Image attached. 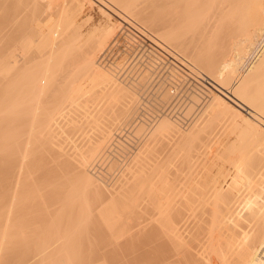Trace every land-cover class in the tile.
Instances as JSON below:
<instances>
[{
    "label": "bare ground",
    "instance_id": "obj_1",
    "mask_svg": "<svg viewBox=\"0 0 264 264\" xmlns=\"http://www.w3.org/2000/svg\"><path fill=\"white\" fill-rule=\"evenodd\" d=\"M19 1L22 3V0ZM37 1L38 0H32L34 4L37 3ZM60 1L63 2V5L59 8V16L56 15L59 18L58 20L56 19V23L50 27L51 30L48 28V31H50V33L59 32L63 38V44L59 43L57 47H47L46 45L49 43H47V34L49 33L47 32L45 35L44 32L35 28H33L32 33L30 32L31 28H29L30 31L23 37L24 45L21 47L23 54L31 50H38L39 53H42L40 55L41 58H43H40L42 61L40 59V62L37 60L39 56L35 57V62H39L38 65L33 64L34 66H29L26 54L24 55L25 60L23 64H20L16 56L17 48L15 46L9 45L7 49H5V47L8 44L4 43L5 45L0 46L5 50L1 48V53L4 52L0 54V76L2 79H5L3 83L9 81L8 84H2L0 81L2 85H0V87H2V89H0V264H94L97 259L86 260L89 255L88 253L87 256H85L86 261L81 259V262L78 261L81 257L75 259V256L77 253L82 252V250L80 252H78L79 250L74 252L76 249L74 248L73 251V249L70 248V251H73L70 252L68 249L70 245L69 240L72 239L71 241H73L74 236H78L79 234H73L78 229H75V227L74 230L73 227H71V220H69L71 225L68 226L70 223L67 221V218L71 216L69 214L72 209L74 212L76 206L80 207V205H75L73 208H69V210L66 207L69 205L72 206L73 203L76 204L78 201L81 202V200L85 202L86 207L92 206V209L95 208L97 202L100 203L99 206L97 205L98 208H96L99 211L96 210L98 212L97 216L102 217L101 224L104 222V225L107 224L106 226L108 229L104 227L107 229V232H113L114 230L115 233L117 225L119 226L124 222L122 227H118V233L116 232V234H120V236L115 234V238H120V241H122V235L125 233L128 238L129 235L130 238L132 237L129 233L132 232V230L128 231L130 228L127 230L129 235L126 232L125 227L127 225L125 226V217L129 216L131 210L134 212V207L142 206V203L153 200L155 203V210H139L140 220L137 222V225L142 222L143 224L141 225H144L142 226L143 230L145 228L147 230H145L146 234L150 236L151 232V234L155 235L154 239L158 243V250L162 253V257H160L161 259H159L158 264H264V42L259 49L257 48V44H259L258 39L263 38L264 41V0ZM28 2H31V0ZM12 3L16 4V0H0V6L5 8L9 7V9H11V6L14 5ZM58 4L60 5V3ZM87 4H94L96 11L101 12L104 19L93 27L91 25L92 28L85 29V25L96 17V15H90L83 23H78L77 16L85 11ZM5 8L0 10L2 11L0 13H3L4 10L6 11ZM12 9L7 10L5 13L7 14L11 11L10 13L12 14L9 15L11 18L12 15L14 17L16 14L13 13L15 5L14 9ZM1 15L2 14H0V17L4 16ZM114 15L118 16L119 19L115 20L114 17L116 16ZM2 18H4L5 21L8 20L5 17ZM48 18H50V16ZM12 19H10V21H12ZM1 20L0 26H3V20ZM13 22L14 21H12V23ZM142 22L147 24V26ZM9 23V20L8 24L4 22L7 27ZM12 23H10V25ZM14 24H12V26ZM124 24H128L137 29L145 36H149V38L151 37L150 39L157 46L170 52V55L187 67V70L193 69L190 72H194L195 70L201 78L206 80V83L211 89L217 91V93L211 97L209 104L205 107L206 109L202 114H207V112L217 114L223 118L227 132H230L228 129H232L235 131L233 132L235 134L236 129L242 128L241 130L243 132L247 131L244 134L248 135L250 133L253 139L250 138V140L245 141L247 137L245 135L246 137H243L244 141L213 140L214 138L217 140V135V138L214 137L211 139L212 141H210V139L209 141H202V138L201 141H198V136L199 138L202 137L200 133L203 129L206 131L208 128V126H206L207 116L202 119L203 115H199L202 120L197 118L198 120H195L196 123L193 124L194 119L189 118V111V114L185 112L188 114V117L185 114L186 118H181L182 116H180V119L177 120L176 118H179L178 114H176L177 117L175 119L172 115L169 117V113L174 114L171 107H169V113L167 112V116H165L163 113L166 112L165 108L170 104V100L168 102L169 104L166 103L167 105L165 108H160V110L162 109L164 112L154 111V113L151 114L152 112L150 113V110H153V106L151 109L149 108V112L145 110L150 115H145L146 113L142 112L143 115L149 119V124L153 122L152 125L150 124L152 127L144 134L145 137H142L144 138L142 141L131 142L130 139H125L129 143L127 144L126 142L127 145L124 143L125 141H120L121 144L124 143L126 147L130 149L132 155L130 154L128 158L122 159L121 157L125 154L123 155L122 152H119L121 153V157L115 154L113 144L116 145L115 140L117 135H119L118 128H120L119 130L121 131L123 125L137 120L140 115H136L134 112L136 111L137 113V110L140 108L138 106L143 103L144 99L142 98H146L149 92H145L146 96H144L143 92L140 93L142 86L144 87L143 90L147 87V79L143 74L142 78L140 76L139 80L135 81L137 78L136 75L134 77L135 80L130 83L132 84L131 86H125L123 83L124 81L121 80L123 81L121 82L119 80L121 77L118 78L117 73L115 74V71H119L116 69L117 67L115 71L109 68L110 71H113L114 74H112L110 71H107V69L104 70L105 68L103 69L100 67L99 64H97L98 60L95 61L97 52L106 48V44L115 34L117 28L123 27ZM5 25L3 28L0 27V30L3 31L6 27ZM223 27L233 34L232 36L229 35V37H227L228 34L224 36L229 38V42H225L226 38H221V40L217 41L219 39L216 38L218 29L222 30ZM238 30H240V32H238ZM236 32H238V34L241 33V36H237ZM221 34L222 33H220V35ZM35 35L39 36L37 39L39 41H36L34 38ZM49 39L52 41V38ZM172 45L175 49L171 47ZM225 48H228L229 51L225 50ZM45 49H47V51H43ZM142 54L143 53L140 55ZM252 55L255 56L253 60L249 61L248 56L252 57ZM155 56H157V54ZM52 57H54V59H52ZM56 58L58 61L55 62ZM143 59H145V57ZM32 60L31 62L34 61ZM31 62L30 64L32 65ZM153 62H151V64ZM139 66L137 65V67ZM200 66L203 69H201ZM137 67L135 66V68ZM82 70L85 74L80 76L79 71L82 72ZM138 73L140 74V72ZM147 73L148 71L145 75H147ZM126 74H123L124 78ZM173 74L174 73H172V75ZM120 75L122 74L119 72V76ZM127 77H129V75ZM86 79H88L91 84L95 85L101 82L112 81V83L108 85V94L115 95L118 91L126 88L129 90V97L116 103H114L115 100H113L111 96L96 100V98L89 93V89L84 85ZM255 84L256 86H254ZM132 86L137 87L138 90ZM153 86H155L154 83ZM161 89L164 88L162 87ZM203 90L205 91V89ZM48 91L52 93V96L58 94L57 96L59 97L60 95L61 97L59 104L56 107L54 106L55 108L51 105L53 109H50L51 111H48L47 108L45 109L46 106L44 105L47 104L45 102L47 100L44 98ZM168 91L170 92V90ZM195 91L197 90L195 89ZM157 94H159V92ZM164 94H167V91ZM57 96L54 95V98ZM47 98L49 97L47 96ZM91 100H95V103L89 106ZM198 100H202V98ZM47 102L48 105L49 103H53H51V101ZM197 103L200 105L201 102L199 101ZM161 104L163 105L160 101V105ZM156 105H158V103ZM160 105L158 106L162 107V105ZM203 106L204 105L201 107ZM154 110H156V108ZM191 112L193 113V111ZM78 113L81 115L79 116ZM77 115L79 120L82 116H85L87 124L88 121H90L94 129L95 127L99 129L94 131L97 133H92V138H89V141L82 139V142H79V131L75 132V128L79 124L84 125L86 121L82 118L83 123H81L82 120H80L79 123ZM185 115L183 116L185 117ZM58 117L61 118L59 119ZM141 124L144 125L145 123ZM141 124L139 126L140 128ZM191 124L193 125L191 126ZM145 125L147 126V124ZM167 125H176L185 128L186 130H184V132H189L190 141H157L156 133ZM189 126H191V128L187 130ZM133 127H135V124ZM143 127L142 129H146L145 126ZM78 128L80 130L83 127L78 126L77 129ZM140 128L138 129L140 130ZM58 129L60 132L62 131L65 133V140L67 143L63 144L59 139H55L59 137L61 140V136L58 135L57 137V134H55ZM86 129H90V126L83 129L85 131L81 130L88 134L89 131L86 132ZM132 129L130 128L131 131ZM83 132L81 134H83ZM140 132V134L136 132L135 135L140 137L139 135L142 134L143 130H140ZM243 132L240 133V135H243ZM233 133L231 134L233 135ZM73 134L78 141H76V139L75 141L74 139L71 140L75 137L72 136ZM94 134H97L99 138L94 139ZM88 135H84L83 137H87ZM122 135L123 133L120 136L122 137ZM128 135L129 133L127 136ZM132 135H134V133ZM228 136L230 135L228 134ZM128 137L131 138L133 136ZM206 137H204V139H206ZM249 137L247 138L249 139ZM118 143L117 145H119ZM45 145L46 147L50 145L56 148L57 153L55 151V154H57L60 161L59 163L61 164L63 173L61 174L64 176L63 179H65V177H70L71 180L68 182H66L68 178L67 180L65 179V181L60 178L58 180V178L55 179L56 176L52 177L53 180L55 179L54 182H50L51 178L49 180L46 179L47 175L51 176L56 170L55 167V169H53V166L56 165L52 163V166V164L48 162L46 166L49 167L51 164L53 169L52 173L50 168H48V171L50 170L48 174L40 172L41 170L39 171L38 166H36V172L39 171L40 174H44H39L38 176H40V178L38 179L43 181L44 179H41V176H43V178L46 176V181H43L44 183L40 181L41 184L44 185L43 188H40L41 185H38V183L35 185V178H33L34 181L30 187L27 183L30 182L29 180L32 178V174H34L33 172L35 171L31 172L35 167V156L40 148H45ZM116 150L118 151V149ZM124 151L129 153L127 150ZM102 157H104L103 163L105 162L104 159L109 158L110 163H112L110 164V168L111 165H114V168L117 166L121 167V170L125 167L124 169L127 172L125 175H120L121 177L112 184L111 188H107L108 186L106 187L103 181L99 180L91 173V169L98 166V161L102 159ZM52 158H50L51 161L56 159ZM109 160H107V162H109ZM56 162L58 161L56 160ZM40 163L43 162H39L38 165ZM46 163L47 161L45 164ZM40 166L43 168V165ZM46 166L44 165L45 168ZM45 168H43V170ZM97 168L98 167H96V169ZM61 169L59 170L60 172ZM113 170L114 169H112V171ZM48 171L46 169V172ZM100 172H97V174L99 175ZM121 172H123V170ZM121 172L119 171L118 173ZM115 173H117V171ZM58 174L60 173L58 172ZM122 176L124 177L123 179ZM112 178L113 177H111V180L113 181L117 179L115 177V180ZM119 179L121 181H119ZM47 180L50 183L47 182ZM36 182L38 181L36 180ZM46 182L48 183L51 196L55 199L59 197L58 200L52 201V204L50 199H54L51 197L50 199L46 198L47 201L50 202L48 205L46 204L47 201L46 203L44 201V196H46L47 192L45 193V191L41 190L48 189L47 185H45ZM109 182L111 181L109 180ZM37 190L44 192L45 195L42 196L40 193L39 195L35 194L36 196L33 195ZM91 193L98 197V200L95 197L97 201L94 203L95 206L92 204L90 205V201L95 200V198H90ZM48 195L50 194L48 193ZM56 206L59 207L56 209L60 210H58V215H64L60 214L63 208L69 211V214L67 213L68 217L66 218L64 216L68 224L65 220L62 222H65L68 228L71 227L74 232L68 234L66 228H63V230L60 229L62 232H59L58 227L60 225L62 227L63 223L60 224L55 231L54 224L52 225L49 221L54 231L52 228V231L47 230L48 227L50 228L52 226H47L46 224L49 223H47L45 219L50 218L47 216L52 215V213H49V215L48 212H52L51 208ZM79 207L77 208V213L80 212L79 209L81 207V209H83V206ZM126 208H131L128 209V212L126 211L128 216L125 215L126 212L124 213ZM56 209L53 210V213L57 212ZM85 210L89 211L86 215L83 213ZM91 211L86 208L81 211V214L85 217L87 214L88 216L90 215L89 217L87 216L89 218L88 221H93L95 218H90L95 211L93 209L94 213L90 214ZM136 212L138 214V210H136ZM77 213L74 212L76 216L73 214L76 217V219H74L75 222H77L76 224L80 227L86 225V229H88V223H83L85 224L83 225L81 222L83 218L80 217L81 219H78L80 213L78 215ZM53 216L57 217L55 214L52 215V217ZM74 216H72V219ZM133 216L131 215L132 218L130 219L135 218L136 213L135 216ZM50 219L51 222L55 221H53L54 218ZM57 219L59 218L57 217ZM61 219L60 217V220ZM97 219L100 221L99 217ZM127 219L128 222L130 219L129 217ZM136 219L138 220V217ZM42 220H44V222L46 221V224L42 222ZM76 220H80L81 223H78ZM84 220L86 219L84 218L83 221ZM56 222L57 221L54 222L55 225L57 223L59 224V222ZM74 223L73 225L75 226ZM130 223L129 221V224ZM66 224H64V226ZM89 224L91 225V223ZM101 224L98 227L101 228ZM129 224L127 227H129ZM42 225L45 227L47 226V228H44ZM141 225L138 226L141 227ZM132 226V228H135L134 225ZM81 229L85 230L84 227H81ZM81 229L79 228L80 231ZM64 232L66 234H61ZM85 232L87 231L85 230ZM110 232L109 237L114 234H110ZM67 234L69 236L71 235L70 237L73 238H68ZM142 234L145 235L144 233ZM66 236L67 240L69 239L68 241L65 240ZM152 236L153 235L150 237ZM78 237H80V235ZM81 238L82 240L79 239L80 243L83 241V236ZM106 238L108 237H105V239ZM145 238L148 239L146 235ZM109 239L111 242L114 241V243L119 241L117 239L113 241L111 238ZM63 240H65V244H63ZM120 241L116 243V246H118ZM153 241L151 240L150 242ZM74 242H76V240H74L71 245H74ZM89 242H92V240ZM67 243L69 245L64 246ZM80 243L79 246H81ZM88 245L89 244H87V246ZM120 245L118 246L119 249L122 248ZM111 246L110 247L113 248V245ZM83 247L84 246H82V249ZM105 247L106 246H104V248ZM83 250L85 251V249ZM110 251H112V249ZM72 253H76V255L73 256ZM82 253L80 254L82 255ZM120 253L121 252H119V254ZM70 254L76 261L70 257ZM94 254L96 253H93V255ZM102 254L105 255L104 253ZM94 257L95 256H93V258ZM99 264L105 263L101 262Z\"/></svg>",
    "mask_w": 264,
    "mask_h": 264
},
{
    "label": "rangeland",
    "instance_id": "obj_2",
    "mask_svg": "<svg viewBox=\"0 0 264 264\" xmlns=\"http://www.w3.org/2000/svg\"><path fill=\"white\" fill-rule=\"evenodd\" d=\"M26 1V0H25ZM25 1H23L22 0V3L19 1V0H16V4H14V3H12V4H14L15 5V10H14V17H13V15H12V18L9 16L10 14H12V13H10V12H8L7 14H5L6 12H7V10H11L12 8L14 9V5L13 6H11L12 8L11 9H9V7H1L0 6V8H2V9H0V10H3V8H5L6 9V11L4 10L3 11V13H0V14H2V15H4V16H2V17H5L6 19H8L9 20V22L10 23H12V21H14L15 22V24H14V22L12 23V24H14L13 26H12V24L10 25V23H9V28L4 24V22H6L7 24H8V20H4V18H2V17H0L1 19V21L3 22L2 24H3V26H0L1 28H3L4 27V25L7 27H5L4 29H3V31L2 30H0L1 32H0V46L1 45H5V44H8V45H6V47H5V49H7V47L10 45V46H15L16 48H17V50H16V56H17V59H18V63H22L23 64V62H24V60H25V58H24V55L26 54L27 56H26V58H27V60H28V65L29 66H34L33 64H37L38 65V63L40 62V60L41 59H43V58H41V54L42 53H39V51L38 50H31L30 52H28V53H25V54H23V51H22V46L24 45V43H23V37L30 31L31 33H32V30H33V28H35V29H39L40 31H42V32H44V34L46 35L47 34V32L49 33V34H47L48 35V39H47V43H45V44H47L46 46L47 47H49V46H55V47H57V45L59 44V43H62L63 44V38H62V36L59 34V32H56V33H50V31H48L49 29H50V27L54 24V23H56L55 22V20L57 19L58 20V18L59 17H57L56 15H58L59 16V8H61L62 7V5H63V2L62 1H60V0H38L37 1V3H35L34 4V2H32V0H31V2H28V1H30V0H27L26 1V3H25ZM20 2V3H19ZM58 3H60V5L58 4ZM22 5V6H21ZM22 7V8H21ZM25 9H24V8ZM8 8V9H7ZM12 9V10H13ZM22 10V11H21ZM58 11V12H57ZM0 12H2V11H0ZM55 12V13H54ZM51 15H50V14ZM94 16V15H96V17H95V19H92L90 22H88V24L87 25H85L86 27H85V29L86 28H92L94 25H96V24H98L99 22H102V20L104 19V16H103V14L101 13V12H99V11H96V9H95V5L94 4H87V8L85 9V11L83 12V13H81V14H79L78 16H77V20H78V23H83L84 21H85V19L87 18V17H89V16ZM7 16H9V17H7ZM50 16V18H48ZM114 16H116V15H114ZM52 17H56L55 19L54 18H52ZM10 19H12V21H10ZM114 19L116 20V19H119L118 18V16H116V17H114ZM56 20V21H57ZM95 20V21H94ZM94 22H96V23H94ZM143 23V22H142ZM46 26H45V25ZM48 24V25H47ZM145 26H147V24H145V23H143ZM203 24V23H202ZM0 25H1V22H0ZM89 25H90V27H89ZM91 25H92V27H91ZM55 26V25H54ZM125 26V27H124ZM126 26H128V27H126ZM203 26V25H202ZM29 28H31L30 30H29ZM49 28V29H48ZM53 28V27H52ZM55 29H56V27H55ZM54 29V30H55ZM235 29V28H234ZM51 30V29H50ZM133 30V31H132ZM52 31H53V29H52ZM221 31V32H220ZM229 30L227 29H225V27H223L222 28V30L221 29H218V33H217V37L216 38H219L217 41H219V40H221V38L222 39H224V38H226L225 39V42H227L228 41V39L229 38H227V37H229V35H233L232 34V32L230 31V32H228ZM54 32V31H53ZM222 33L221 35H220V33ZM238 32H240V30H238ZM238 32H236V35L238 36V35H240L241 36V33H239L238 34ZM51 34V35H50ZM133 34V35H132ZM228 34V36L227 37H224L225 35H227ZM235 34V33H234ZM49 35H50V37H49ZM53 35H54V37H53ZM132 36V37H131ZM239 36V37H240ZM134 37V38H133ZM34 38L36 39V41H39V40H37L38 38H39V36H37V35H35L34 36ZM49 38H52L51 40L52 41H50V39ZM145 38V39H144ZM149 38V36H145L144 34H142V33H140L137 29H135V28H133V27H131V26H129L128 24H124L123 25V27L121 26L120 28H117V30H116V32H115V34L110 38V40L108 41V43L106 44V48H104L103 50H100V51H98L97 52V54H96V56H95V61H97V64H99V66L100 67H102L104 70H106L107 69V71H110L111 69L112 70H116V69H118L119 71L117 72V71H115V74L117 73V76H118V78L119 77H121V79L119 78V80L121 81V80H123V81H121V82H123L124 83V85L125 86H131L132 84H130L131 83V81H134L135 80V76L137 77L136 78V80L135 81H137V80H139V78H140V76H141V78H142V76L144 75V77L147 79L146 80V89L145 90H143V86L141 87L142 89H140V93L141 92H143V94H144V96H146L145 94L147 93V96H146V98L144 97V98H142V99H144L143 100V103H141V105H137L138 107H140L139 108V110H137V113H136V111L134 112L136 115H142L141 117L139 116L138 118H137V120L139 121H133V122H129V123H127V124H125V125H123V128H122V126H121V131L119 130L120 128H118V131H119V135H117V138H116V145H114L113 144V147H114V149H115V154H117V155H119L120 157H121V153H119V152H122L123 153V155L124 156H122L121 158L122 159H126V158H128L129 156H130V154L132 155V152L130 153V149L128 148V147H126V145L127 144H129L128 143V141L127 140H125V139H130V141L132 142V141H142L144 138H142V137H145V135L144 134H146V132L147 131H149V129H150V127H152L151 125L153 124V122L151 123L150 122V124H149V119L148 118H146V116L145 115H148L149 113V108L151 109L152 108V106L154 107L153 108V110L151 109L150 110V113L151 114H153L154 113V111L155 112H161V111H163L162 109L163 108H165V106L167 105V104H169L168 102L170 101V104L168 105V107L166 106V112H164L163 114L165 115V116H167V112L169 113V107H171L172 109H173V111H174V114H170L169 113V117L172 115V117L175 119L176 117H177V115L176 114H178V117L179 118H176L177 120H179L180 119V116H182L181 118H186V115H187V117H188V111L190 112V119H194L193 120V124H195L196 123V121L195 120H198V119H200V120H202L204 117H206L207 116V124H206V126H208V128H207V130L206 131H204V129H203V131L200 133V136H202V137H200L199 138V136H198V141L200 140L201 141V138H202V141H209V139H210V141H212L211 139L212 138H214V137H216L217 138V135H218V138H217V140L214 138L213 140H215V141H244V138L243 137H249L250 136V133L248 134V135H246V134H244V133H246L247 131H245V132H243L241 129H236V133L234 134L233 132H235L234 130H229L228 129V131H230V132H227V129H225V125H224V120H223V118L221 117V116H219V115H217V114H212V112H207V114H202L203 113V111L206 109L205 107L209 104V101H210V99H211V97L213 96V95H215L216 93H217V91L215 90V89H211V87L206 83V80H204L203 78H201L199 75H198V73L194 70V72H190V71H192V70H190V69H188L187 70V67H185L183 64H181L179 61H177L176 59H174L171 55H170V52H168V51H166V50H163L162 48H160L159 46H157L150 38ZM62 42H61V41ZM138 40V41H137ZM151 40V41H150ZM259 40V44H257V48L259 49L260 48V46H262V44H263V38H259L258 39ZM149 41V42H148ZM151 42V43H150ZM229 42V41H228ZM5 43V44H4ZM143 43V44H142ZM152 44V45H150V44ZM261 44V45H260ZM86 45V44H85ZM148 45V46H147ZM150 45V46H149ZM86 47V46H85ZM152 49H150V48ZM155 47V48H154ZM171 47H173L174 49H175V47L172 45ZM2 47H0V54H2L5 50H4V48H2L4 51L1 53V51H2V49H1ZM9 48V47H8ZM146 48V49H145ZM157 49V50H156ZM231 49V48H230ZM151 50V51H150ZM225 50H228L229 51V49L228 48H225ZM43 51H47V49H45V50H43ZM104 51V52H103ZM154 53H153V52ZM159 51V52H158ZM160 51H161V53H160ZM146 52V53H145ZM152 52V53H151ZM137 53V54H136ZM141 53H143L142 55H140ZM148 53V54H147ZM163 53V54H162ZM36 54V55H35ZM145 54H147V55H145ZM157 54V56H155V55ZM151 57H150V56ZM166 55V56H165ZM38 57L39 56V58H37V60H39L40 58V60H39V62L37 63V62H35V57ZM45 56H47V55H45ZM135 56V57H134ZM141 56V57H140ZM143 56V57H142ZM254 56L255 55H252V57H249L248 56V60L249 61H251V60H253V58H254ZM44 57V56H43ZM131 57V58H130ZM138 57V58H137ZM145 57V59H143ZM160 57V58H159ZM136 58V59H135ZM148 58H149V60H148ZM153 58V59H152ZM159 58V59H158ZM162 58V59H161ZM164 58V59H163ZM34 61H33V60ZM52 59H54V57H52ZM133 59V60H132ZM158 59V60H157ZM166 59V60H165ZM31 60L34 62H31ZM36 60V61H37ZM125 60V61H124ZM138 60V61H137ZM142 60H144V61H142ZM156 60V61H155ZM42 61V60H41ZM56 61H58V59L56 58L55 59V62ZM154 61V62H153ZM159 61V62H158ZM165 61V62H164ZM174 61V62H173ZM248 61V62H249ZM30 62L32 63V65L30 64ZM124 62V63H123ZM133 62V63H132ZM151 62H153L154 63V65H153V63L151 64ZM58 63V62H57ZM130 63V64H129ZM138 63H141V64H138ZM146 63H147V65H146ZM162 63V64H161ZM177 63V64H176ZM134 64V65H133ZM131 65V66H130ZM137 65L139 66V67H137ZM144 65V66H143ZM150 65H152V66H150ZM158 65H160V66H158ZM170 65V66H169ZM135 66L137 67V68H135ZM147 66V67H146ZM148 66H150V67H148ZM182 68H181V67ZM198 66V65H197ZM38 67V66H37ZM114 67V68H113ZM117 67V68H116ZM132 69H131V68ZM144 67V68H143ZM199 67V66H198ZM109 68H110V70H109ZM116 68V69H115ZM152 68V69H151ZM189 68V67H188ZM200 68H201V66H200ZM143 69V70H142ZM155 69V70H154ZM184 69V70H183ZM201 69H203V68H201ZM124 70V71H123ZM130 70V71H129ZM135 70V71H134ZM128 71V72H127ZM134 71V72H133ZM148 71V73H147V75H145V73ZM157 71H159V72H156ZM164 71V72H163ZM170 71H172V72H170ZM112 74H114L113 73V71H110ZM119 72L122 74V75H120L119 76ZM123 72V73H122ZM125 72V73H124ZM138 72H140V74L138 73ZM150 72V73H149ZM152 72V73H151ZM163 72V73H162ZM182 72V73H181ZM127 73V74H126ZM134 73V74H133ZM138 73V74H137ZM172 73H174L173 75H172ZM197 75H196V74ZM79 74H80V76H83L84 74H85V72L82 70V72L81 71H79ZM123 74H126L125 75V78H124V75ZM131 74V75H130ZM143 74V75H142ZM150 74H152V75H150ZM155 74H157V75H155ZM159 74V75H158ZM193 74H195V75H193ZM129 75V77H127ZM150 75V76H149ZM155 75V76H154ZM166 75H168V76H166ZM205 75V74H204ZM208 75H209V73H208ZM148 76V77H147ZM158 76H159V78H158ZM161 76V77H160ZM165 76H166V78H165ZM171 76H173V77H171ZM177 76V77H176ZM194 76V77H193ZM206 76V75H205ZM131 77V78H130ZM134 79H133V78ZM153 77H154V79H153ZM164 77V78H163ZM207 77V76H206ZM126 78H127V80H128V82H127V80H126ZM171 78V79H170ZM173 78V79H172ZM174 78H176V79H174ZM200 78V79H199ZM130 79V80H129ZM156 79H158V80H156ZM170 79V80H169ZM181 79H183V80H181ZM197 79V80H196ZM199 79V80H198ZM3 80H5V79H2L1 78V76H0V81H1V83L2 84H4V83H6V84H8V82L7 81H5L4 83H3ZM6 80H7V78H6ZM8 80H9V78H8ZM149 80V81H148ZM152 80V81H151ZM208 80H209V78H208ZM127 82V84H126V82ZM151 81V82H150ZM171 81V82H170ZM180 81V82H179ZM191 81H192V83H191ZM194 81V82H193ZM150 82V83H149ZM162 82V83H161ZM112 83V81H106V82H101V83H99V84H97V85H95V84H91L90 83V81L88 80V79H86V81L84 82V85L86 86V88H88L89 89V93L92 95V96H94L95 98H96V100L97 99H101V98H103V99H105V97L106 96H111V98L113 99V100H115V102L114 103H116V102H119V101H123V100H125L127 97H129L128 96V93H129V90L128 89H123V90H121V91H118L115 95H110V94H108L107 93V89H108V85H110ZM149 83V84H148ZM153 83L155 84V86H153ZM161 83V84H160ZM165 83V84H164ZM184 83V84H183ZM167 84V85H166ZM195 84H197V85H195ZM1 85V84H0ZM164 85H165V87H164ZM2 86V85H1ZM153 86V87H152ZM158 86V87H157ZM174 86L175 87H177V89L178 90H180L179 91V94H178V96H175L174 94H173V92H172V89L174 88ZM182 86V87H181ZM200 86V87H199ZM254 86H256V84L254 85ZM253 86V88L255 89V87ZM132 87H134V88H136V90H138V88L137 87H135V86H132ZM164 88V89H161V88ZM169 87V88H168ZM191 87H193V88H191ZM0 89H2V87H0ZM149 89H151V90H149ZM155 89V90H154ZM182 89V90H181ZM195 89L198 91V93H197V91H195ZM203 89H205V91L203 90ZM143 90V91H142ZM168 90H170V92L168 91ZM184 90H185V92H184ZM203 90V91H202ZM253 90V89H252ZM155 93H154V92ZM167 91V94H164L165 92ZM199 91H200V93H199ZM146 92V93H145ZM159 92V94H157ZM183 92V93H182ZM190 92V93H189ZM47 94H46V96H45V100H47V101H51V103L52 104H50L49 103V105H48V102L47 101H45L47 104H44L45 106V109L47 108V110L48 111H51V110H53L52 109V107L53 108H55L58 104H59V100H61V97H60V95H59V97L57 96L58 94H54V95H56L57 97H55L54 98V95L52 96V93L51 92H46ZM188 93V94H187ZM51 94V95H50ZM138 94V93H137ZM142 94V95H143ZM169 94H171V95H169ZM187 94V95H186ZM197 94V95H196ZM50 95V96H49ZM162 95V96H161ZM165 95V96H164ZM169 95V96H168ZM183 95V96H182ZM194 95V96H193ZM201 95H204V96H201ZM210 95V96H209ZM47 96L49 97V98H47ZM51 96H52V100H51ZM113 96H115V97H113ZM164 96V97H163ZM168 96V97H167ZM195 96H196V98H197V101H196V98H195ZM154 97V98H153ZM47 98V99H46ZM56 99V100H54V99ZM151 98V99H150ZM156 98V99H155ZM160 98H162L164 101H166V102H164L162 99H160ZM169 98V99H168ZM179 98V99H178ZM202 98V100H198V99H201ZM208 98V99H207ZM50 99V100H49ZM150 99V100H149ZM161 101V103H163V105H162V107H159L158 105H160V101ZM168 99V100H167ZM154 100V101H153ZM157 100V101H156ZM177 100V101H176ZM205 100H206V102H205ZM174 101V102H173ZM175 101H176V103H175ZM201 102L200 103V105L197 103V102ZM204 101V102H203ZM44 102V103H45ZM55 102V103H54ZM152 102H154V103H152ZM95 103V100H91L90 102H89V106H92L93 104ZM158 103V105H156ZM165 103V104H164ZM167 103V104H166ZM172 103V104H171ZM175 103V104H174ZM202 103H204V104H202ZM55 104V105H54ZM146 104V105H145ZM147 104H149V105H147ZM151 104V105H150ZM155 104V105H154ZM180 104V105H179ZM196 104V105H195ZM49 107H48V106ZM51 105H53L52 107H51ZM160 105V106H161ZM171 105V106H170ZM174 105H177V106H174ZM184 105H186V106H184ZM202 105H204L203 107H201ZM55 106V107H54ZM151 106V107H150ZM155 106H157V107H155ZM173 106V107H172ZM183 107V109H182V107ZM189 106V107H188ZM144 107H146V108H144ZM201 107V108H200ZM49 108V109H48ZM144 108V109H143ZM156 108V110H154ZM160 108H162L161 110H160ZM198 108V109H197ZM199 108H200V111H199ZM51 109V110H50ZM171 109V110H172ZM187 109V110H186ZM190 109V110H189ZM192 109V110H191ZM203 109V110H202ZM145 110H148V112L147 111H145ZM177 110H178V112H177ZM182 112H181V111ZM173 111H171V112H173ZM191 111H193V113L191 112ZM198 111V112H197ZM45 112V111H44ZM43 112V113H44ZM140 112V113H139ZM142 112H145L144 114L145 115H143V113ZM177 112V113H176ZM180 112H181V114H180ZM188 113V114H186V113ZM79 113H82V112H79ZM78 113V114H79ZM192 113V114H191ZM186 114V115H185ZM197 114V115H196ZM203 115V117H202V119L200 118V116L199 115ZM44 115H45V113H44ZM81 114H79V116H80ZM150 115V114H149ZM183 115H185V117L183 116ZM194 115H196V116H194ZM145 116V117H144ZM194 116V117H193ZM77 117H78V115H77ZM145 118V119H143V118ZM59 119L61 118V117H58ZM82 118H84V121H86V122H84V125H80L79 123H80V120H82L81 121V123H83V119ZM172 118V119H173ZM198 118V119H197ZM171 119V120H172ZM79 120V117H78V121H79V123H78V121H77V123L79 124H77L78 126H81V127H83V128H81L82 130L83 129H85L87 126L89 127L90 126V129H86L87 131L86 132H88V134L90 133V131H91V133L88 135V134H86L85 132H83V131H85V130H79V128L77 129V127L78 126H76V128H75V132L76 131H79L78 132V134H79V136H78V139H79V137H80V141L79 142H82V139H84L85 141H87L89 138H92V133H97V132H94L95 130H99V129H96V127H95V129L91 126V122L90 121H88V124H87V120H85V116H82L81 117V119ZM199 120V121H200ZM146 121H147V123H146ZM198 122V121H197ZM136 123H137V125H136ZM141 123H145V124H147V126L144 124H141V128L139 127L140 126V124ZM240 123H242V122H240ZM129 124H130V126H129ZM134 124H135V127H133L134 126ZM138 124H139V126H138ZM193 124H191V126L193 125ZM132 125V126H131ZM128 128H126V127ZM143 126H145L146 127V129H142V127ZM167 126H169V127H167ZM165 128H162L161 130H159L158 131V133H156V135H157V141H190V137H189V132L188 131H185L184 132V130H186L185 128H183V127H178V126H176V125H167ZM191 126H189V127H187V130H189L190 128H191ZM92 127V128H91ZM132 127H133V129H132ZM130 128L132 129V131L130 130ZM138 128H140V130L142 131L143 130V132H142V134L141 135H139L140 137H138V135H135V133L137 132V134H140L141 132H140V130L138 129ZM144 128V127H143ZM148 128V129H147ZM205 128V127H204ZM212 130V132H211V130ZM77 129V130H76ZM206 129V128H205ZM130 130V131H129ZM137 130H139V131H137ZM145 130V131H144ZM125 133H124V132ZM136 131V132H135ZM243 132V135L241 134L240 135V133H242ZM59 132V133H58ZM75 132H74V134H75ZM83 132V134H81ZM139 132V133H138ZM213 132H214V134H213ZM218 132H219V134H218ZM98 133H100V132H98ZM123 133V135H122V137L120 136L121 134ZM129 133V135L128 136H133V137H131L132 139H134V140H132L130 137H128L127 136V134ZM134 133V135H132ZM227 133V134H226ZM231 133H233V135L231 134ZM55 134H57L56 136L58 137V135L59 136H61V140H60V138L58 137V138H55V139H59V141L60 142H62L63 144H65V143H67V141L65 140V133H63L62 131L60 132L59 131V129H58V131H56L55 132ZM61 134V135H60ZM72 135V136H75V135ZM77 134V135H78ZM80 134H81V136H80ZM125 134V135H124ZM228 134L230 135V136H228ZM84 135H88L87 137H83ZM100 135V134H99ZM208 136V137H206V136ZM209 135H210V137H209ZM212 135V136H211ZM216 135V136H215ZM246 135V136H245ZM95 136H98L97 134H94V139L96 138V139H98L99 138V136L98 137H95ZM120 136V137H119ZM137 136V137H136ZM222 136V137H221ZM238 136V137H237ZM242 136V137H241ZM125 137V138H124ZM204 137H206V139H204ZM246 137V138H247ZM252 136H250L249 137V139L247 138H245V141L246 140H250V138H251ZM86 138V139H85ZM120 140H119V139ZM220 138H222V139H220ZM241 138V139H240ZM74 139V141H75V139H76V141H78L77 140V138H76V136L75 137H73L71 140H73ZM251 139H253V138H251ZM83 140V141H84ZM119 140V141H118ZM197 140H195V141H197ZM55 141V140H54ZM89 141V140H88ZM122 141H125L124 143L126 144V142H127V144L125 145L124 143H122L121 144V142ZM252 141V140H251ZM69 142V141H68ZM119 142V143H118ZM117 143L119 144V145H117ZM50 145H47V147H46V145H45V148H40L39 150H38V153H37V155L35 156V163H34V165H35V167H34V169L33 170H31V172H33L34 170V174H32L33 176H32V178H30V182L29 183H27L29 186L32 184V182L34 181V179L33 178H35V181H34V183H35V185H37V183H38V185L40 184L41 186H40V188H43V184H41V182H45L46 180H45V177L46 176H44V178H43V176H41V179H44L43 181H41V180H39L38 178H40V176H38L39 174H40V172H45V173H49L50 172V170H52L51 171V173L53 172V169H55L56 168V170H58V171H54L53 173H52V175L51 176H49V175H47V178L46 179H50L51 178V181L50 182H54L55 181V179L56 178H58V180H59V178L61 179V180H64L65 181V179L67 180V178H68V180L66 181V182H68V181H70L71 179H70V177H65V179H63V173H62V169H61V164L59 163L60 161H59V158H58V156H57V154H55V151H56V148L55 147H53V146H50ZM118 146H119V148H118ZM122 146V147H121ZM121 147V148H120ZM55 150H54V149ZM122 148H123V150H122ZM116 149H118V151L116 150ZM124 150H127V152H129V153H126V151H124ZM54 152V153H53ZM56 153H57V151H56ZM46 156H45V155ZM55 154V155H54ZM49 155V156H48ZM54 157H53V156ZM110 155H111V153H110ZM56 156V157H55ZM126 156V157H125ZM44 157H46L47 158V160H46V158H44ZM56 158L53 162L51 161V159L50 158ZM105 157V156H104ZM104 157H102V159H100L99 161H98V166H96V167H98L97 169H96V167L94 168V169H91V173L96 177V178H98L99 180H101V181H103V183L106 185V187L107 188H111V186H112V184H114L117 180H118V178L119 177H121L120 175H125V173H127L126 171H125V167H123L122 168V170H123V172H121L122 170H121V167H116V168H114V165H111V168L112 169H114L113 171H112V169L110 168V164H112V163H110V160H109V158L108 159H104L105 160V162L103 163V158ZM44 158V159H43ZM52 158V159H53ZM105 158H107V157H105ZM49 160V161H48ZM56 160L58 161V162H56ZM107 160H109V162H107ZM47 161V163L45 164V162ZM39 162H43V163H40L39 165H38V163ZM48 162H50L51 164L53 163L54 165H56V166H53V164H52V166H53V169H52V167H51V164H50V166L48 167V166H46V165H48ZM56 164H55V163ZM100 162H101V164H100ZM58 163H59V166H58ZM106 163V164H105ZM124 163V162H123ZM95 164V165H96ZM108 164V165H107ZM40 165H43V168H45L44 167V165L46 166V168L43 170V168H41V166ZM36 166H38V170L40 171H38V172H36ZM40 166V167H39ZM116 166V165H115ZM55 167V168H54ZM60 167V168H59ZM41 168V169H40ZM48 168H50V170L48 171ZM57 168H59V169H57ZM102 168V169H101ZM104 168V169H103ZM118 168V169H117ZM46 169H47V171L48 172H46ZM61 169V172L59 171ZM95 169H96V171H95ZM100 169H101V172H102V174H101V172H100ZM107 169V170H106ZM121 172V173H118L119 171ZM127 170V169H126ZM94 171V172H93ZM117 171V173H115ZM36 172V173H35ZM58 172L60 173V174H58ZM97 172L99 173L100 172V174L98 175L97 174ZM38 173V174H37ZM43 173H41L40 175H44ZM50 173V174H51ZM62 173V174H61ZM110 173V174H109ZM115 173V174H114ZM123 173V174H122ZM54 174V175H53ZM105 174V175H104ZM109 174V175H108ZM117 174V175H116ZM36 175V176H35ZM102 177H101V176ZM108 175V176H107ZM114 175V176H113ZM119 175V176H118ZM38 176V177H37ZM56 176V177H55ZM60 176V177H59ZM118 176V177H117ZM52 177H55V179L53 180V178ZM104 177V178H103ZM106 177V178H105ZM111 177H113L112 179H114L115 180V178H117L115 181H113V180H111ZM115 177V178H114ZM103 178V179H102ZM109 178V179H108ZM124 177L122 176V179H123ZM32 179V180H31ZM107 180V181H105V180ZM121 179V178H120ZM119 179V181H121ZM36 180L38 181V182H36ZM47 180V182H49ZM109 180L111 181V182H109ZM41 181V182H40ZM57 181V180H56ZM40 182V183H39ZM43 182V183H44ZM46 182V184L45 185H47V190H44V189H41V190H43V191H45V193L47 192V194H46V196H44L45 195V193L44 192H40V191H38L37 190V192H34V194L33 195H35V194H37V195H39V193L42 195V196H44L45 197V199H44V201H45V203H46V201H47V199L46 198H48V199H50V197L52 198V199H54V200H51L50 199V202H51V204H52V201H55V200H58L59 199V197L57 198V199H55L54 197H52L51 196V193L49 192L50 190H49V187H48V183ZM49 182V183H50ZM33 183V184H34ZM31 187V186H30ZM39 188V189H40ZM45 189H46V186H45ZM44 193V194H43ZM48 193L50 194V195H48ZM94 194H90V198L91 199H94L95 197L97 198V200H98V197L97 196H93ZM36 196V195H35ZM93 196V197H92ZM90 198H89V200H90ZM96 198H95V200H91L90 201V205L92 204L93 206H95L94 205V203H95V201H96ZM41 201V200H40ZM49 201H47V205L48 204H50V202L48 203ZM84 201H82L81 200V202H76V204H72V206H67L66 208H68V210H69V208H73L75 205H80V207L81 206H83V209H86L87 208V210H92L91 211V213L90 214H92V213H94V211H95V213L93 214V215H91V218L90 219H97L98 217L100 218V221H99V219H97V220H90V221H88V217L90 216H88V214H87V218L84 216V215H86V213L87 212H89V211H84L83 213H85L84 215L83 214H81L82 212V210L83 209H81L79 206H76V210H74V212H76L77 213V208L79 207L80 209H79V213H77V215L79 216H77L78 217V219L80 218V217H82L83 219L85 218L86 220H84V221H86V222H84L83 221V219H81L82 221V224L83 223H88V226H87V228L88 229H86V225L85 224H83V225H85V226H81V227H84L85 228V230L87 231V232H85V230H82L81 229V227L78 225V224H76L77 222H75V220L74 219H76V214H74V212H73V209H72V211H71V213L69 214L68 212V210L66 209V208H63L64 210H66V211H64L63 209H62V212H60V214H64L63 216L62 215H58L57 213H59V209H56V208H59V207H53V208H51V210H52V212L51 211H49L48 212V214L50 213H52V215H57V217L59 218V219H57V217H52V215H50V216H47V217H50V218H54L53 219V221L55 220V221H57V222H59V224L57 223L56 225H55V221L54 222H51L50 220V218H46L45 220H47V223H52V225L54 224V228H55V231L57 230V227L60 225V224H62L63 222L62 221H66V218L68 217V214L69 215H71V216H69L68 218H67V221L69 222V220H71L70 222H72V225H73V223L75 224V226L73 225H71V223L70 224H68L67 223V221H66V223L68 224V226L69 225H71V227H73V229L75 228V229H78V230H76L75 231V233H73V234H75V235H80V237H78V236H74V239H73V241L74 240H76V242H74V245H71L72 243H73V241H71V240H69L70 242H69V244L71 245H69L68 243L66 244V245H64V246H68L67 248L69 249V251H70V248H72L73 249V251H74V248L76 249L74 252H77L78 250V252H80L81 250H82V252L84 251L83 249H85V253L83 252H80V253H82V255L80 254V253H77V255H76V253H72L73 254V256H75V259L77 258H79V257H81L78 261H81L82 262V260L83 261H88V260H93V259H97V260H95V263L94 264H97V262H98V264L99 263H105V264H158V262H159V259H161L160 257H162V253H160L159 251L160 250H158L159 248L157 247V241L154 239V234H151V232H150V236L151 235H153L152 237H150V236H148L147 234H146V228L143 230V227L142 226H144V225H141V224H143L142 222H140L138 225H141V227L140 226H138L137 225V222H139V210L140 211H154L155 210V203H154V201L153 200H148V201H146V202H144V203H142V206H139V207H134V212H133V210H131V213H129V216L127 215L128 213V209H131V208H126V210L124 211V213L126 212V214L125 215H127L128 217H129V219L130 218H132L131 217V215L133 216H135V213H136V216H135V218H133V219H130L129 221L131 222L130 224H131V227H130V224H129V221L127 222V218L128 217H125L126 218V224H125V226L127 225L128 226V224H129V227H125L126 228V232L128 233V231H131L132 230V232H129L131 235H132V237L130 238V235H129V233H128V235H129V238H128V236H126L125 234L124 235H122V241H123V243H122V241H120V238H115L116 237V232H117V230H118V227L120 226V227H122L123 225H124V222L123 223H121V225H117V229L115 228V233H114V230H113V232L111 231H109L110 232V234H112V233H114V234H112V235H110V237H109V232H107V229H108V227L106 226L107 224H105L104 225V220H103V224H101V219H102V217H100V216H97V214H98V210L96 209V208H98V206H99V202H97V205L95 206V208H93L94 209V211H93V209H92V206L90 207H86L85 206V202L83 203ZM84 204V205H83ZM43 206V205H42ZM44 207V206H43ZM86 207V208H85ZM38 208V207H37ZM91 208V209H90ZM135 208H137V209H135ZM139 208V209H138ZM54 209H56V213H53L54 211ZM133 209V208H132ZM59 210V211H58ZM98 212H97V211ZM136 210H138V214H137V212H136ZM63 211H64V213H63ZM97 212V213H96ZM134 214H133V213ZM68 213V214H67ZM75 216H74V215ZM67 215V216H66ZM83 215V216H82ZM62 218L61 220H60V217ZM66 218H65V217ZM72 216H74V218L72 219ZM96 216V217H95ZM133 216V217H134ZM138 217V220L136 219ZM70 218V219H69ZM124 218V219H125ZM57 219V220H56ZM134 219H136V220H134ZM73 220V221H72ZM133 220H134V222H133ZM49 221V222H48ZM60 221H61V223H60ZM76 221H78V223H81L80 222V220H76ZM95 221V222H94ZM135 221H136V223H135ZM42 222H44V220H42ZM92 222H93V224H92ZM96 222H98V223H96ZM45 224H46V221L44 222ZM46 224L47 226H50L51 224ZM65 222L62 224L63 226L61 227V225L58 227L59 228V232H62L60 229H62L63 230V228L65 229L66 228V230H67V232H68V234L70 233V232H74V230L71 228V227H69L68 228V226H67V224H66ZM89 223H91V225L89 224ZM135 223V224H134ZM64 224H66L65 226H64ZM99 224V225H98ZM100 224L102 225L101 226V228L100 227H98V226H100ZM123 224V225H122ZM51 225V226H52ZM81 225V224H80ZM132 225H134V227L135 228H132L133 226ZM135 225H137V226H135ZM44 228H47V226L45 227L44 225H42ZM67 226V227H66ZM81 229V231L79 230V228ZM96 227V228H95ZM107 228V229H105V228ZM53 229V231H54V228H53V226L52 227H48L47 228V230H50V231H52V229ZM99 228V229H98ZM130 228V230H128ZM70 229V230H69ZM71 229H72V231H71ZM90 229V230H89ZM95 231H94V230ZM100 229H101V232H100ZM110 229V228H109ZM97 230V231H96ZM110 230H112V229H110ZM128 230V231H127ZM143 230V231H142ZM146 230V231H145ZM65 231V230H64ZM81 232V233H79V232ZM88 231H89V234H88ZM91 231V232H90ZM93 231V232H92ZM141 231H142V233H144L145 235H146V237L148 238V239H146L145 238V235H143L142 233H141ZM66 232V231H65ZM61 233V234H66V233ZM95 232H97V233H95ZM78 233V234H77ZM85 233H86V235H85ZM92 233V234H91ZM118 233V232H117ZM61 234H59V235H61ZM67 234V235H68ZM73 234H72V236H73ZM82 234V235H81ZM96 235V237H95V235ZM116 234V235H115ZM89 235H91V236H89ZM101 235V236H100ZM114 235V236H113ZM62 236H64V235H62ZM71 236V235H70ZM69 235H68V238H73V237H70ZM83 236V241H81L82 243H80V240H82V237ZM89 236V237H88ZM95 238H94V237ZM98 236V237H97ZM117 236H120V234L119 235H117ZM125 236V237H124ZM87 237V238H86ZM93 237V238H92ZM105 237H108V238H106L105 239ZM124 237V238H123ZM76 238V239H75ZM77 238H78V240H79V243L81 244V246H79V243H78V240H77ZM85 238V239H84ZM96 238H98V239H96ZM109 238H111L112 239V241L113 240H115V239H117V240H119L120 241V243L118 244V246L120 245V247L122 246V248H120L119 249V247L118 246H116V243H118L119 241H115L116 243H114V241L113 242H111V240L109 239ZM114 238V239H113ZM127 240H126V239ZM150 238H152V239H150ZM88 239V240H87ZM94 239V240H93ZM126 241H125V240ZM149 239H150V241L152 240H154L153 242H150L149 241ZM65 240H67V236L65 237ZM65 240H63V244H65L66 242H64ZM67 240V241H68ZM92 240V242H89V241H91ZM129 240V241H128ZM103 241V242H102ZM89 242V243H88ZM61 243H62V241H61ZM78 245H76V244ZM92 243V244H91ZM99 243H101V244H99ZM110 243H114V244H110ZM125 243V244H124ZM87 244H91L90 246L88 245L87 246ZM111 245H113V248H111L110 246ZM73 246V247H72ZM82 246H84L83 247V249H82ZM104 246H106L107 247V249H106V247L104 248ZM116 246V247H115ZM78 247V248H77ZM89 247H91V248H89ZM103 249H101V248ZM109 247V248H108ZM128 247H129V249H128ZM93 248V249H92ZM116 248H118V249H116ZM71 249V250H72ZM90 249H92V250H90ZM99 249H101V250H99ZM112 249V251H110V250ZM109 250V251H108ZM73 251H70V252H73ZM94 251V252H93ZM99 251H101V252H99ZM106 251V252H105ZM108 251V252H107ZM121 252L120 254H119V252ZM99 252V253H98ZM115 252V253H114ZM87 253L90 255V253H91V255H90V257H92V258H90L89 257V255L87 256ZM93 253H96V254H94L93 255ZM102 253H104L105 255H103ZM113 253V254H112ZM124 253H125V255H124ZM83 254H84V256H83ZM100 254V255H99ZM103 256H102V255ZM108 254V255H107ZM71 255V254H70ZM98 255H99V257H98ZM72 255L70 256V257H72V259H74V257H73ZM85 256H87L88 258L85 260ZM93 256H95L94 258H93ZM105 256V257H104ZM115 256V257H114ZM128 256H129V258H128ZM131 256V257H130ZM83 257V258H82ZM104 257V258H103ZM110 257V258H109ZM90 258V259H89ZM106 258V259H105ZM74 259V260H75ZM82 259V260H81ZM130 259V260H129ZM103 260V261H102ZM76 261V260H75ZM127 261V262H126ZM107 262V263H106Z\"/></svg>",
    "mask_w": 264,
    "mask_h": 264
},
{
    "label": "built area",
    "instance_id": "obj_3",
    "mask_svg": "<svg viewBox=\"0 0 264 264\" xmlns=\"http://www.w3.org/2000/svg\"><path fill=\"white\" fill-rule=\"evenodd\" d=\"M179 91H180V90H178L177 87H175V86H174V88L172 89V92H173V94H174L175 96H178Z\"/></svg>",
    "mask_w": 264,
    "mask_h": 264
}]
</instances>
